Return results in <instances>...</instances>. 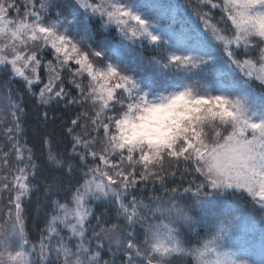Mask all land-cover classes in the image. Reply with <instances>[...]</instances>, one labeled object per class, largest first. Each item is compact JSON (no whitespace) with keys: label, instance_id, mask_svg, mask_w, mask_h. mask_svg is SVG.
I'll use <instances>...</instances> for the list:
<instances>
[{"label":"snow or ice","instance_id":"snow-or-ice-1","mask_svg":"<svg viewBox=\"0 0 264 264\" xmlns=\"http://www.w3.org/2000/svg\"><path fill=\"white\" fill-rule=\"evenodd\" d=\"M181 7L0 0V264H264V0Z\"/></svg>","mask_w":264,"mask_h":264},{"label":"trees","instance_id":"trees-1","mask_svg":"<svg viewBox=\"0 0 264 264\" xmlns=\"http://www.w3.org/2000/svg\"><path fill=\"white\" fill-rule=\"evenodd\" d=\"M165 2H168L170 3V5L174 6L178 10V13L181 17L187 15L186 11L181 7L186 2V0H165ZM145 74L146 73L144 72L143 76ZM39 128L40 125L37 124L35 117H33L28 124V131L25 133V135L29 137L30 143L36 136H38ZM31 200L32 203L29 207L28 218L26 219L27 228L29 230H32L34 225L42 226L43 215L46 204L45 198L43 197L42 193H36L34 196L31 197ZM245 212L253 219L256 218L255 207H247ZM188 264H191L190 260L188 261Z\"/></svg>","mask_w":264,"mask_h":264},{"label":"rangeland","instance_id":"rangeland-1","mask_svg":"<svg viewBox=\"0 0 264 264\" xmlns=\"http://www.w3.org/2000/svg\"><path fill=\"white\" fill-rule=\"evenodd\" d=\"M166 3H168V2H166ZM168 4H170V3H168ZM175 16H176V18L173 19L172 14L169 13V15L164 19L163 23L165 26L171 25L173 28L179 30V28L181 27L180 21L183 19V17H181L179 15L177 9H176ZM145 73L146 74L144 75V78H145V81H147L149 76L153 75V74H150L147 71H145ZM0 94H2V93H0ZM5 115H6V113H5ZM258 207H259L258 205L255 206V211H256V208H258ZM255 213H257L261 217V213H259L258 211H256ZM244 215H245V221L242 223L241 228L245 231L247 237L251 240V242L258 247L260 244L261 230L264 229V221L259 222V221L254 220V222H256V223L259 222V224H260V227L257 228V226L255 227V224L253 221H250V224L247 225L246 222H249L250 218L245 213H244ZM189 260L191 261L190 258H189ZM183 262H184V260L181 258V259H178L176 261V264H183Z\"/></svg>","mask_w":264,"mask_h":264},{"label":"clouds","instance_id":"clouds-1","mask_svg":"<svg viewBox=\"0 0 264 264\" xmlns=\"http://www.w3.org/2000/svg\"><path fill=\"white\" fill-rule=\"evenodd\" d=\"M178 102H179V101H174L173 103H178ZM146 122H147V123H152V124H156V123H157L156 121H152V120H148V121H146ZM129 130H130V131H136V132H138V131L141 130V128L138 126V127H136L135 129L130 128ZM160 131L162 132L163 129L161 128Z\"/></svg>","mask_w":264,"mask_h":264}]
</instances>
